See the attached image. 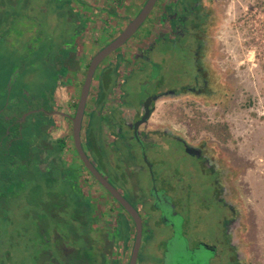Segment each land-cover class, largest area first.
Segmentation results:
<instances>
[{
    "label": "flooded vegetation",
    "instance_id": "flooded-vegetation-1",
    "mask_svg": "<svg viewBox=\"0 0 264 264\" xmlns=\"http://www.w3.org/2000/svg\"><path fill=\"white\" fill-rule=\"evenodd\" d=\"M62 1L68 7L64 19L72 28L64 39L71 41L61 44L65 59L54 63L60 72L51 74L45 68L40 81L43 96L27 90L32 76L20 80L32 68L26 60L22 71L14 69L13 61L0 62V191L6 193L0 198L12 196L16 186L22 192L29 177H44L42 183L36 178L34 192L22 193L21 199H28L53 223L41 229L45 249L39 264H243L244 204L235 193V167L214 141L198 135L190 120L203 117L208 108H220L229 98L216 63L213 1L154 0L131 36L92 71L97 54L139 16L148 0ZM15 3L11 0L9 5ZM37 8L36 12L43 9ZM4 9L0 4V11ZM38 28L36 23L21 27L28 39L23 51L33 46L30 37ZM2 30L0 47L11 49L10 32ZM167 67L174 72L170 81L163 75ZM179 67L189 72L180 73ZM16 85L18 93L13 90ZM148 150L162 166L160 175H169L170 187L162 195L154 190L137 204L125 195L139 184L135 170L157 182ZM184 154L213 177L211 198L225 211L221 238L216 233L204 240L202 235L192 236L193 230L188 234L180 229L182 219L169 197H183L186 176L166 162L177 164ZM169 235H177L180 249L165 246Z\"/></svg>",
    "mask_w": 264,
    "mask_h": 264
},
{
    "label": "rangeland",
    "instance_id": "rangeland-1",
    "mask_svg": "<svg viewBox=\"0 0 264 264\" xmlns=\"http://www.w3.org/2000/svg\"><path fill=\"white\" fill-rule=\"evenodd\" d=\"M10 1L0 0V4L5 6L0 11V29L3 28V33L10 32L8 35L14 48L1 46L0 62L13 61L17 71L26 60L27 67L31 65L32 68H27L30 74L23 72L20 80L32 76L27 90L43 96L45 88H40V81L46 75L45 68L51 74L60 72L54 63L61 57L65 59L66 52L62 50L61 44L69 45L71 41L69 38L64 39L72 29L64 19L68 7L64 6L62 0H16L15 4L9 5ZM212 1L217 19L216 63L224 73L229 98L220 108H208L203 117H190V120L198 135L205 136L207 141H214L221 148L224 159L235 167V193L241 194L239 199L244 204V227L240 233L246 250L243 264H264V0ZM38 6L43 8L41 12H36L39 11ZM38 13L39 17L35 15ZM57 13L62 14L59 20L56 19ZM35 23L39 28L30 37L33 46L25 52L22 43L28 39L21 33V27ZM3 26H10L12 30ZM40 35L42 39L39 40ZM45 57L49 61L43 60ZM185 69L179 67L178 71L182 73ZM163 75L170 81L174 72L167 67ZM158 76L162 77L161 74ZM19 89L16 85L13 90L18 93ZM148 157L154 163L153 175L157 182L154 183L147 172L135 170L139 184L135 186L134 192L125 191L126 197L137 204H141L154 190L162 195L170 187L169 175H160L162 166L155 161L153 150H148ZM166 165L186 176L182 198L176 195L177 199L173 200L174 196L169 197L171 194L166 193L171 200L170 205H176L183 221L180 229L186 228L188 234L193 230L192 236L202 235L204 240L216 233L220 238L223 237L222 218L225 211L211 198L215 191L212 175L204 172L193 157L185 154L181 155L177 164L167 161ZM98 168L101 170L100 166ZM18 171L20 168H14L15 173ZM35 177L42 183L44 177ZM36 178L29 177L22 192L16 186L15 191H11L12 196L0 198V253L4 252V255H0V264H39L40 254L45 249L41 229L46 230L52 222L40 209L34 208L28 199L21 202L22 193L34 192L31 187L37 182ZM50 179L51 182L55 181L56 187L65 190L56 182V178ZM110 181L116 186L121 185L114 178H110ZM0 193L6 194L3 191ZM60 228L68 232L66 227ZM71 239H74L72 233ZM177 241V235H169L164 244L178 250L181 245ZM182 242L188 245L184 236Z\"/></svg>",
    "mask_w": 264,
    "mask_h": 264
},
{
    "label": "water",
    "instance_id": "water-1",
    "mask_svg": "<svg viewBox=\"0 0 264 264\" xmlns=\"http://www.w3.org/2000/svg\"><path fill=\"white\" fill-rule=\"evenodd\" d=\"M154 0H148L147 4L145 5V7L142 9V11L140 12L139 16L132 21L131 23H129V25L126 27V29L113 41L111 42L109 45H107L100 53L97 54V56L94 58V60L92 61L91 64V68L90 71H92L95 66L97 65V63L108 53H110L111 51H113L115 48H117L119 45H121L123 42H125L130 36L131 34L135 31V29L137 28V26L142 22V20L145 18L147 12L150 10L151 5L153 3ZM86 165L88 166V168L90 169V171L97 177L98 180H100V182L110 191L112 192V194L123 204V206H125L126 208H128L131 213H133V211L129 208L128 204L126 202H124L123 199H121L116 192L111 188V186L95 171V169L85 160Z\"/></svg>",
    "mask_w": 264,
    "mask_h": 264
}]
</instances>
